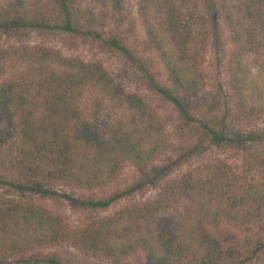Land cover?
Instances as JSON below:
<instances>
[{"label":"trees","instance_id":"obj_1","mask_svg":"<svg viewBox=\"0 0 264 264\" xmlns=\"http://www.w3.org/2000/svg\"><path fill=\"white\" fill-rule=\"evenodd\" d=\"M209 1L227 37L229 103L196 100L210 36V18L198 0H136L145 48L164 75V83L148 76L146 85L175 112V133L183 144L177 163L204 145L251 144L239 165L209 161L196 172L165 180L152 198L72 227L33 199L0 192V260L73 264L42 252L68 246L109 264H122L136 252L143 264H264V132L228 128L234 121L264 117V89L256 97L245 94V75L239 72L242 59L251 56L264 80V0ZM18 15L27 27L91 36L131 55L117 36L82 28L76 0H52L31 14L13 6L1 12L0 25ZM104 114L99 127L96 121ZM164 125L96 62L40 45H0V128H7L0 130V184L45 195L55 187L103 190L127 163L147 170L165 150ZM141 185L70 200L84 210L104 209ZM222 226L226 236L219 234Z\"/></svg>","mask_w":264,"mask_h":264},{"label":"rangeland","instance_id":"obj_2","mask_svg":"<svg viewBox=\"0 0 264 264\" xmlns=\"http://www.w3.org/2000/svg\"><path fill=\"white\" fill-rule=\"evenodd\" d=\"M198 1L201 9L210 18V36L202 63L203 83L196 100L206 104L218 99L228 104L230 76L227 70L226 32L216 17L210 1ZM76 3L84 14L80 21L82 28L87 27L103 37L117 36L123 40L131 55L112 49L91 36L84 38L76 34L70 35L59 31L47 32L27 27L24 25L22 15L8 21L7 26L0 25V45H40L57 49L66 57L100 64L116 85L128 93L138 95L164 122V135L167 140L165 150L152 161L145 171H140L129 163L125 164L117 179L100 191L55 187L51 189L54 194L45 195L29 190L25 186L18 187L3 182L0 184V192L13 198L33 199L72 227L79 225L87 218L107 215L125 203L152 198L165 180L186 172H196L209 161L223 160L237 167L242 153L250 148L251 144L235 145L228 142L204 145L186 156L181 163H177L176 160L182 152L183 144L175 133V112L167 100L154 94L146 85L148 76L164 83V75L155 55L145 48V37L136 14V0H76ZM51 4L52 0H0V15L1 12L13 6L21 14L23 12L31 14L45 10ZM9 14L10 17L13 15ZM252 60L251 56L243 58L239 72L244 74L246 79L244 93L256 97L258 93L263 94L264 80L258 76ZM80 106L87 108L86 100H81ZM105 117L104 114L97 119V126H101ZM228 128H231V133L239 131L241 134L242 131L249 130L264 132V117L254 121H234L229 123ZM5 129L7 128H0V130ZM139 182L142 183L140 188L104 209L84 210L70 200V198L76 200L86 196L108 194ZM65 194H68L69 198H66ZM225 232L227 230L223 226L220 227L219 234L226 236ZM48 251L58 254L73 264H109L105 261L87 259L68 246H57L42 252ZM34 254L35 252L28 253L25 256ZM0 264L18 263L15 259H3L0 260ZM122 264H143V256L141 252H136L127 257Z\"/></svg>","mask_w":264,"mask_h":264}]
</instances>
